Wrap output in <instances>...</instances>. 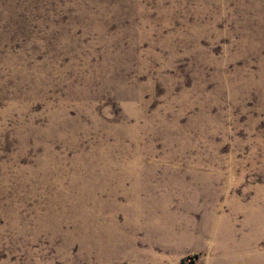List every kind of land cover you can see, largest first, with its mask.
<instances>
[{
  "label": "rangeland",
  "instance_id": "obj_1",
  "mask_svg": "<svg viewBox=\"0 0 264 264\" xmlns=\"http://www.w3.org/2000/svg\"><path fill=\"white\" fill-rule=\"evenodd\" d=\"M264 264V0H0V264Z\"/></svg>",
  "mask_w": 264,
  "mask_h": 264
},
{
  "label": "built area",
  "instance_id": "obj_2",
  "mask_svg": "<svg viewBox=\"0 0 264 264\" xmlns=\"http://www.w3.org/2000/svg\"><path fill=\"white\" fill-rule=\"evenodd\" d=\"M185 264H197L191 257L185 259Z\"/></svg>",
  "mask_w": 264,
  "mask_h": 264
}]
</instances>
